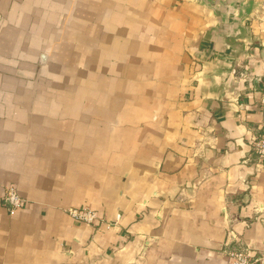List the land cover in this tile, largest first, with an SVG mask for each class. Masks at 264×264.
Returning a JSON list of instances; mask_svg holds the SVG:
<instances>
[{
  "label": "crops",
  "instance_id": "1",
  "mask_svg": "<svg viewBox=\"0 0 264 264\" xmlns=\"http://www.w3.org/2000/svg\"><path fill=\"white\" fill-rule=\"evenodd\" d=\"M263 92L264 0H0V264H264Z\"/></svg>",
  "mask_w": 264,
  "mask_h": 264
},
{
  "label": "built area",
  "instance_id": "2",
  "mask_svg": "<svg viewBox=\"0 0 264 264\" xmlns=\"http://www.w3.org/2000/svg\"><path fill=\"white\" fill-rule=\"evenodd\" d=\"M239 77H245V74L239 73ZM259 105L262 113V121L260 123L261 133L252 140L251 148L255 155L257 167L259 169H264V92L259 99ZM3 197L6 201L10 215H14L19 209H21L25 202L14 186H8L5 189ZM67 213L73 219L86 224H94L98 220L96 212L86 207L70 208L67 210ZM226 257V264H257L259 261V259H253L249 251L245 248L227 251Z\"/></svg>",
  "mask_w": 264,
  "mask_h": 264
}]
</instances>
